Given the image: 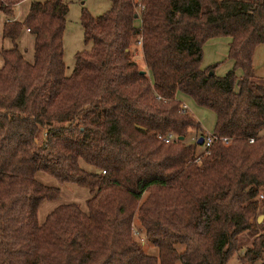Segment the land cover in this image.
Wrapping results in <instances>:
<instances>
[{
  "label": "trees",
  "instance_id": "obj_1",
  "mask_svg": "<svg viewBox=\"0 0 264 264\" xmlns=\"http://www.w3.org/2000/svg\"><path fill=\"white\" fill-rule=\"evenodd\" d=\"M20 1L0 0L1 35L11 42L0 49V264H226L243 233L252 238L238 263L264 264V219L255 223L264 205V84L251 65L264 44V0H108L96 16L81 9L89 48L73 55L68 75L66 2L30 0L17 21ZM25 28L30 62L16 45ZM215 37L229 39L232 62L220 76V62L199 67ZM177 93L211 111V133L227 142L200 151L185 143L189 129L195 141L207 132L180 111ZM167 133L175 138L157 137ZM36 172L86 188L85 211L61 204L37 222L39 204L59 188Z\"/></svg>",
  "mask_w": 264,
  "mask_h": 264
},
{
  "label": "rangeland",
  "instance_id": "obj_2",
  "mask_svg": "<svg viewBox=\"0 0 264 264\" xmlns=\"http://www.w3.org/2000/svg\"><path fill=\"white\" fill-rule=\"evenodd\" d=\"M67 4V11L64 16V27L62 32V61L64 64V72L68 75L73 67V55L81 50L88 49L89 44H85L82 38V27L80 25V12L83 9L91 16H96L104 13L109 8V1L108 0H64ZM30 0H21L19 4L13 10V16L17 21H21L26 13L28 4ZM2 14L0 13V17ZM26 44V43H25ZM32 44V42H31ZM30 45V43H29ZM28 46V44H26ZM219 50L217 55H220V51L222 49V45L219 44ZM23 50V49H22ZM209 46L205 47V53L208 55ZM224 54H221V57L224 58ZM133 59L136 65L139 68H143V61L139 55L138 51H135L133 54ZM220 64L216 71L219 72L222 65ZM251 65L253 75L255 76V80L260 83L264 84V44L257 45L252 53L251 57ZM215 74V73H214ZM188 106L190 113L196 121L200 124V130L205 132L208 131L213 123L212 115L204 109L198 108L195 104V107L192 106L190 103H184ZM203 129V130H202ZM198 132L189 129L186 135L184 136L183 141L185 143H193L195 142V136ZM202 145H197V151L202 150ZM79 165L81 168L88 167V172H93L92 167L79 161ZM87 165V166H86ZM84 169V168H83ZM34 178L37 182L46 185V186H54L59 188V195L54 200H44L42 201L36 213L37 222L41 223L45 217V215L52 210L54 207L67 204V203H75L78 207L85 211V200L88 197V192L86 188L76 186L70 183L59 184L55 179L46 175L43 172H36L34 174ZM256 216L259 219L255 221L256 224L261 225L264 219V205L261 202H258L257 209H256ZM257 217V218H258ZM251 236L243 233L239 237L240 247L236 253H234L230 259L226 262V264H239L237 257L242 253L244 247L249 244L251 240ZM140 243L141 240H139ZM142 247L144 250L150 251L149 245L146 242L142 243Z\"/></svg>",
  "mask_w": 264,
  "mask_h": 264
},
{
  "label": "crops",
  "instance_id": "obj_3",
  "mask_svg": "<svg viewBox=\"0 0 264 264\" xmlns=\"http://www.w3.org/2000/svg\"><path fill=\"white\" fill-rule=\"evenodd\" d=\"M18 4L19 3H17L14 6V8ZM13 19L16 20L15 16H13ZM4 20H5V17L2 15L0 17V49H8V48L11 47L10 40L8 38L2 37V35H1V28H2V23L4 22ZM228 41H229V39L227 37H215V38L208 39L202 46V58H201V62H200L199 67L200 68H205V67H207L208 65H210L212 63L220 62V64H222V63H224V64L222 65V67L219 70V72L216 71V68L218 67L217 66L215 68V70H214V73L216 75L220 76L226 70H228L231 67L232 62L230 60L226 59L225 56H224V58L221 57V54H224V55L226 54ZM31 42L33 43V36L29 32H27L25 30H22L20 32V34L18 35L17 39H16V45H17L18 50L22 53L23 57L28 62H30L32 60V44H31ZM25 43L28 44V46H26ZM29 43H30V45H29ZM219 44H221L223 47H222V49L220 51L221 54L217 55L215 53H217L218 50H219L218 49L219 48V46H218ZM208 46H209V50H210L209 52L210 53H208V55H206L205 47H208ZM1 65H2V60L0 58V67H1ZM236 73L239 74V70H237ZM176 97L180 100L181 103L184 104V103L188 102L192 106L195 107L193 101L189 97L184 96V95H182L180 93H177ZM184 105H185V110L190 112L189 109H188V106L186 104H184ZM197 107L200 108V109H204L207 112H209L212 115L213 121H214V114L211 111H209V110H207L205 108L199 107V106H197ZM212 126H213V123H212L210 129L208 131L205 130V132H207V133L211 132ZM83 168H84V170L89 171L88 167H83ZM91 171H93V168H92Z\"/></svg>",
  "mask_w": 264,
  "mask_h": 264
},
{
  "label": "built area",
  "instance_id": "obj_4",
  "mask_svg": "<svg viewBox=\"0 0 264 264\" xmlns=\"http://www.w3.org/2000/svg\"><path fill=\"white\" fill-rule=\"evenodd\" d=\"M25 31L28 32V29L25 28ZM180 111L181 112H184L185 111V105L183 103H180ZM157 137L160 140H162L163 142H165V143H167L169 141H172L175 138L174 135L171 134V133H167L164 136H157ZM201 141H202L201 145L203 146V148H208L210 146V144L212 142H215V141H220L222 143H226L227 142L226 138L213 135L211 132L206 133V135L204 137H202V140ZM248 141L251 142L252 140L249 139ZM263 198L264 197H263L262 194H259L258 195V200H261Z\"/></svg>",
  "mask_w": 264,
  "mask_h": 264
},
{
  "label": "water",
  "instance_id": "obj_5",
  "mask_svg": "<svg viewBox=\"0 0 264 264\" xmlns=\"http://www.w3.org/2000/svg\"><path fill=\"white\" fill-rule=\"evenodd\" d=\"M139 72H142V71H139ZM179 139H182V137H179ZM202 137L201 136H198L197 137V139H196V141H195V143L197 144V145H201V143H202ZM259 219V217L257 218V220Z\"/></svg>",
  "mask_w": 264,
  "mask_h": 264
}]
</instances>
